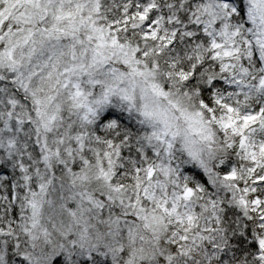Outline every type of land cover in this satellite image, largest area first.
Here are the masks:
<instances>
[{"label": "snow or ice", "instance_id": "obj_1", "mask_svg": "<svg viewBox=\"0 0 264 264\" xmlns=\"http://www.w3.org/2000/svg\"><path fill=\"white\" fill-rule=\"evenodd\" d=\"M0 264H264V0H0Z\"/></svg>", "mask_w": 264, "mask_h": 264}]
</instances>
